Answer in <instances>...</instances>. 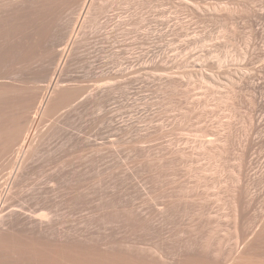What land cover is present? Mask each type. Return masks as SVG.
<instances>
[{
  "label": "rangeland",
  "instance_id": "374dc122",
  "mask_svg": "<svg viewBox=\"0 0 264 264\" xmlns=\"http://www.w3.org/2000/svg\"><path fill=\"white\" fill-rule=\"evenodd\" d=\"M0 264H264V0H0Z\"/></svg>",
  "mask_w": 264,
  "mask_h": 264
},
{
  "label": "bare ground",
  "instance_id": "6f19581e",
  "mask_svg": "<svg viewBox=\"0 0 264 264\" xmlns=\"http://www.w3.org/2000/svg\"><path fill=\"white\" fill-rule=\"evenodd\" d=\"M44 102V101H43Z\"/></svg>",
  "mask_w": 264,
  "mask_h": 264
}]
</instances>
